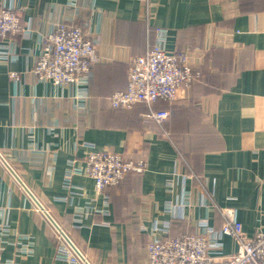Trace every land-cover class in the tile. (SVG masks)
I'll list each match as a JSON object with an SVG mask.
<instances>
[{"label":"crops","instance_id":"0c3cea01","mask_svg":"<svg viewBox=\"0 0 264 264\" xmlns=\"http://www.w3.org/2000/svg\"><path fill=\"white\" fill-rule=\"evenodd\" d=\"M0 4L15 8L28 30L4 41L16 58L0 64V154L88 264H149L154 238L217 231L226 211L248 237L264 232V0ZM58 24L80 26L97 46L84 89L34 73L41 40ZM159 30L165 48L187 53L201 73L175 102L154 105L170 112L162 124L144 105L110 102L128 88L130 60L158 45ZM91 146L147 164L104 191L108 206L85 173L66 188L70 163L84 169ZM0 208L11 243L4 261L73 264L59 258L60 234L1 161ZM165 226L168 233L154 229ZM222 243L224 256L237 251L233 238Z\"/></svg>","mask_w":264,"mask_h":264},{"label":"built area","instance_id":"2783aa9c","mask_svg":"<svg viewBox=\"0 0 264 264\" xmlns=\"http://www.w3.org/2000/svg\"><path fill=\"white\" fill-rule=\"evenodd\" d=\"M28 31L21 24L15 8L0 4V64L13 62L16 55L5 45L9 35L15 36ZM159 43L142 56L129 62V82L125 91L115 92L110 102L113 108L133 109L144 105L149 109L145 115L162 124L169 118V110H155L158 102L173 103L181 90H189L193 81L201 77L190 65L189 56L184 52L169 51L165 48L166 32L159 30ZM100 57L96 44L87 38L80 26L58 24L41 40V52L34 67L39 82L51 83L58 87L82 88L88 85L92 65ZM10 79L17 83L21 75L11 72ZM85 98V97H84ZM66 175V188H71L74 175L85 173L96 183L97 192L104 197L108 206L106 189L119 185L128 174L147 170L144 161H125L121 154L107 150L99 151L93 146L85 158V168L78 169L74 162L69 165ZM89 209V207H88ZM2 208H0L1 214ZM228 221L219 230L207 226L200 234H183L174 238H154L149 245V264H264V232L248 237L242 224L234 214L226 211ZM155 231L169 232V227L154 228ZM8 226L0 220V264H15L4 261ZM231 237L237 243L234 254L224 256V237ZM61 245L58 256L73 264H84L59 236ZM17 245V243H16Z\"/></svg>","mask_w":264,"mask_h":264},{"label":"water","instance_id":"95a60500","mask_svg":"<svg viewBox=\"0 0 264 264\" xmlns=\"http://www.w3.org/2000/svg\"><path fill=\"white\" fill-rule=\"evenodd\" d=\"M0 161L4 164L5 167L10 170L14 177L17 179V181L22 185L23 189L31 196V198L34 200L38 208L43 211L47 219L50 221V223L54 226V228L57 230V232L60 234V236L63 238V240L74 250L76 255L79 257V259L84 262L85 259L82 256V254L78 251V249L74 246V244L71 242V240L66 236V234L61 230V228L57 225V223L53 220V218L50 216L49 213H47L44 208L41 206V204L34 198V196L31 194V192L28 190V188L22 183V181L19 179V177L11 170L5 159L0 154ZM86 262V261H85ZM87 263V262H86ZM88 264V263H87Z\"/></svg>","mask_w":264,"mask_h":264},{"label":"trees","instance_id":"16d2710c","mask_svg":"<svg viewBox=\"0 0 264 264\" xmlns=\"http://www.w3.org/2000/svg\"><path fill=\"white\" fill-rule=\"evenodd\" d=\"M178 51H180V52H182L181 50H178ZM176 52V51H175ZM185 53V52H184ZM93 66V65H92ZM91 69H92V67H91ZM111 98V97H110ZM133 173H136V174H139V173H137V172H132V173H130V174H128L127 176H126V178L129 176V175H131V174H133ZM121 184V183H120ZM119 184V185H120ZM119 185H117V186H115L114 188H111V189H115L116 187H118Z\"/></svg>","mask_w":264,"mask_h":264}]
</instances>
